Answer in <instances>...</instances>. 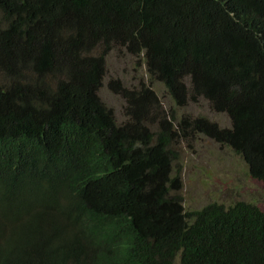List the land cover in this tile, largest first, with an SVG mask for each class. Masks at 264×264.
<instances>
[{"label":"trees","instance_id":"1","mask_svg":"<svg viewBox=\"0 0 264 264\" xmlns=\"http://www.w3.org/2000/svg\"><path fill=\"white\" fill-rule=\"evenodd\" d=\"M157 88L109 83L112 51ZM204 135L264 186V0H0V264H264V212L182 206L172 165Z\"/></svg>","mask_w":264,"mask_h":264},{"label":"rangeland","instance_id":"2","mask_svg":"<svg viewBox=\"0 0 264 264\" xmlns=\"http://www.w3.org/2000/svg\"><path fill=\"white\" fill-rule=\"evenodd\" d=\"M105 66L106 76L99 97L113 110L118 122L125 120L124 100L109 87V83L116 80L129 89L138 88L140 84L152 88L156 86L162 107L168 115L170 109L174 110L177 117L182 112L192 116L203 115L219 127H229L227 117L210 111L204 101L190 103L187 110L175 108L163 87L150 82L142 59L129 56L124 49L120 53L110 52L105 58ZM181 139L187 140H181L173 146L178 158L172 165V172L181 181V203L186 211L199 210L213 202L229 206L242 201L253 204L264 212V186L249 175L240 156L204 135Z\"/></svg>","mask_w":264,"mask_h":264}]
</instances>
